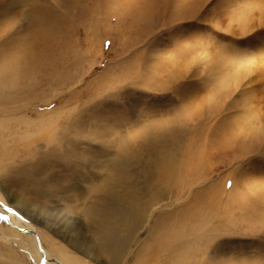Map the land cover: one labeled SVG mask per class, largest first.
Masks as SVG:
<instances>
[{"label":"rangeland","instance_id":"obj_1","mask_svg":"<svg viewBox=\"0 0 264 264\" xmlns=\"http://www.w3.org/2000/svg\"><path fill=\"white\" fill-rule=\"evenodd\" d=\"M98 4L0 0V98L15 93L21 104L0 112L3 203L32 221L54 257L264 264V132L244 138L224 123L232 111L210 112L230 93L213 86L198 54L178 51L180 38L228 44L202 19L166 26L155 12L135 23ZM209 116L230 134L226 151L207 150L209 124L198 121ZM145 204L147 227L134 239V210ZM0 229L22 240L0 235V264H35L26 235ZM108 235L123 247L120 262L103 246Z\"/></svg>","mask_w":264,"mask_h":264},{"label":"bare ground","instance_id":"obj_2","mask_svg":"<svg viewBox=\"0 0 264 264\" xmlns=\"http://www.w3.org/2000/svg\"><path fill=\"white\" fill-rule=\"evenodd\" d=\"M99 4L100 8L103 7L105 9L114 10V15L118 16V20L120 17L129 14L131 15V21L135 23H137L140 18L145 19V21L146 19H151L152 13L155 12H162L159 18H162L163 21L166 22V26H169V23L175 22L183 25L188 19L198 20L199 22L202 19L203 22H205L202 28L208 31V33L219 37L225 44L227 43L229 47L220 48L210 40L199 42L187 38L182 40L180 38L178 40L182 44L178 51H181L185 56L189 54H198L200 59L206 61L210 65L213 86L219 91L230 93V98L228 95L230 101H226L219 109L210 108L209 111H232V114L228 113V118L224 119V123H234V125L232 124L233 128L243 131L240 132V134L244 136V138L254 137L257 130H263L264 132V0H99ZM207 13L211 14L209 20H205V14ZM91 18H93V16ZM133 26L135 28V25ZM218 31H223L224 34H219ZM11 65L13 67L15 63L14 65L11 63ZM4 68L7 69L6 67ZM6 72H8V69ZM4 73L5 70L0 74V82L3 83L6 81V74ZM4 96L0 98V112L2 111V114H15L13 111L7 109V107L9 106V102L14 106L21 105L20 100H17L20 96L18 97L15 93H13L10 98ZM236 107L239 108V111H237ZM232 108L234 110H231ZM218 112H216V114ZM219 115L220 114H218V116ZM207 120L208 121H206L205 118L198 122L201 124L200 126L203 125L204 127L209 124L208 128L204 129L202 132L205 135L204 143L207 144L208 152L215 149V147L218 148L219 151H226L228 146L226 147L227 144L221 142L220 139L230 134L225 129V126L222 128L217 125L221 118H217L216 121L213 116H209ZM215 127H219L220 131L216 130L214 132L213 128ZM40 136V140H48L46 136ZM211 138L212 141L210 140ZM205 157L206 156H204V158ZM209 160L213 161V159ZM161 167L164 172L168 169L167 173L169 177L172 175L173 169L169 165L163 164ZM186 172L188 176H191L194 169H188ZM146 201L138 197L133 200V202L139 204ZM146 210V204L134 210V239L138 238V234L142 231L141 227L144 222L146 224L145 228L147 227L146 221H148V216L144 214ZM184 221L186 223L185 219H183V222ZM0 223L6 224L12 232L15 231L21 235H26L30 243L24 244V247L35 264H84L76 258L74 262L72 258H67L64 255L62 257H54L40 239L32 221L30 222L17 211L9 209L1 198ZM174 223L176 222L174 221ZM2 233L0 229V235L6 242L10 241L15 243V240L18 239L15 237H8ZM20 241L19 242L22 243V240ZM21 246L23 247V245ZM103 246L111 251V257L114 262H120L123 247L115 242L112 235H108L104 238ZM94 261L97 262L96 259H94Z\"/></svg>","mask_w":264,"mask_h":264}]
</instances>
